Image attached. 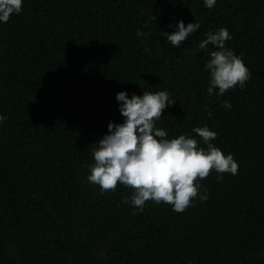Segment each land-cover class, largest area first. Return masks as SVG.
<instances>
[{"label":"trees","instance_id":"trees-1","mask_svg":"<svg viewBox=\"0 0 264 264\" xmlns=\"http://www.w3.org/2000/svg\"><path fill=\"white\" fill-rule=\"evenodd\" d=\"M181 20L200 28L174 48L161 33ZM221 27L251 79L209 96L218 49L199 44ZM145 90L173 101L155 124L169 139L206 149V126L239 165L198 179L208 199L183 213L87 180L92 144L125 119L117 93ZM0 116V264H264V0H23L0 22Z\"/></svg>","mask_w":264,"mask_h":264},{"label":"clouds","instance_id":"clouds-1","mask_svg":"<svg viewBox=\"0 0 264 264\" xmlns=\"http://www.w3.org/2000/svg\"><path fill=\"white\" fill-rule=\"evenodd\" d=\"M22 3L23 0H0V22L6 23L11 15L20 13ZM204 4L211 9L216 0H204ZM199 28L198 22L185 26L181 20L176 31L161 35L175 48ZM137 35L144 33L138 31ZM230 39L229 31L221 27L218 31L207 32L206 39L199 44L201 49H206L209 44L218 49L210 53L206 64V70L210 72L209 96L213 95L214 89L223 95L237 85L244 88L251 79L243 60L225 47V42ZM116 100L119 112L125 118L123 123L109 122L108 133L92 144L91 149L94 163L89 166L87 180L99 185L101 192L115 191L120 183L134 190L130 200L125 198L122 202L130 203L140 212L146 201H155L172 205L173 211L183 213L189 206H194L192 201L201 190L204 195H199V199L202 202L208 199L207 189H202L198 179L208 177L212 170L218 173V182L225 173L238 174L239 165L233 155L225 156L211 143L217 137L215 131L206 126L192 130L207 145L205 149L198 147L197 139L186 135L169 139L166 130L155 126L163 117L164 109L173 104L166 90H145L142 96L133 93L131 98L121 91ZM224 105L231 108L228 101ZM4 119L0 116V121Z\"/></svg>","mask_w":264,"mask_h":264}]
</instances>
